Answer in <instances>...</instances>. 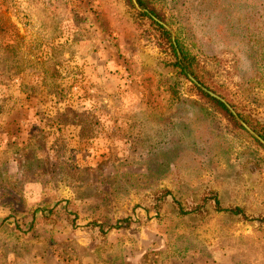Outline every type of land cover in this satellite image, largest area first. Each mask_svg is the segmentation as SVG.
I'll use <instances>...</instances> for the list:
<instances>
[{"label":"rangeland","instance_id":"374dc122","mask_svg":"<svg viewBox=\"0 0 264 264\" xmlns=\"http://www.w3.org/2000/svg\"><path fill=\"white\" fill-rule=\"evenodd\" d=\"M143 1L0 0V264H264V145L189 78L264 135V0Z\"/></svg>","mask_w":264,"mask_h":264},{"label":"crops","instance_id":"0c3cea01","mask_svg":"<svg viewBox=\"0 0 264 264\" xmlns=\"http://www.w3.org/2000/svg\"><path fill=\"white\" fill-rule=\"evenodd\" d=\"M96 49L98 50L93 51L90 50L87 53H85L84 58L86 63V69L89 71V73H95L98 76L99 81H104L105 78L109 79H117L119 81V84L122 83L121 89L124 91L127 88H130L132 83V79L128 76V70L126 69L125 65L117 64V62L113 59V57H110V44L109 46H106V43H101L99 40H95ZM93 56H97L99 59V62L96 66L90 65V61L94 60ZM112 56V55H111ZM124 74L127 75V78L124 76ZM104 75V78H103ZM121 85V84H120Z\"/></svg>","mask_w":264,"mask_h":264},{"label":"water","instance_id":"95a60500","mask_svg":"<svg viewBox=\"0 0 264 264\" xmlns=\"http://www.w3.org/2000/svg\"><path fill=\"white\" fill-rule=\"evenodd\" d=\"M133 3L135 4V6L140 9V6L137 2V0H133ZM147 12V11H146ZM148 13V12H147ZM149 16H151V18L153 20H155L157 23H159L160 25L164 26L168 32L172 33V30L166 26L165 24H163L161 21H159L156 17H154L153 15H151L150 13H148ZM173 45L177 50L178 56L181 59V53L178 49V45L177 42L175 40V38H173ZM189 78L195 83V85L201 89L203 92H205L206 94H208L210 97L218 100L219 102H221L222 104H224L226 106V108L229 110V112L235 117V119L247 130L249 131L253 136H255V138L264 145V139L256 134L245 122L244 120L240 117V115L235 111V109L221 96H219L218 94L210 91L208 88H206L205 86H203L199 81H197L194 77H192L191 75H189Z\"/></svg>","mask_w":264,"mask_h":264},{"label":"trees","instance_id":"16d2710c","mask_svg":"<svg viewBox=\"0 0 264 264\" xmlns=\"http://www.w3.org/2000/svg\"><path fill=\"white\" fill-rule=\"evenodd\" d=\"M138 3H139V5L141 7L145 8V9L147 8V4L143 0H138ZM159 27L160 28H163L162 26H159ZM166 35H168V37H170L168 32H166ZM172 49H174V45L173 44H172ZM184 61L189 62L190 68L193 67L192 61L189 60L186 56L183 57L182 64L181 63L179 64L181 67H183V68H185V67L186 68H189V66L187 64L184 66ZM192 72L194 73V75H196V73L194 71H192ZM197 78H198V76H197ZM201 96L203 98L207 99L210 103H212L220 112L225 113L226 115L230 116L233 119V116L230 114V112L228 111V109L226 108V106L224 104H222L218 100L210 97L208 94H206L205 92H202V91H201ZM240 116L242 117V115H240ZM242 118H243V120L245 122H247L248 124H250L246 119H244V117H242ZM236 124H238V123L236 122ZM261 137L264 139V135L263 134H261ZM231 213L239 215V214L242 213V210L241 209L231 210Z\"/></svg>","mask_w":264,"mask_h":264}]
</instances>
